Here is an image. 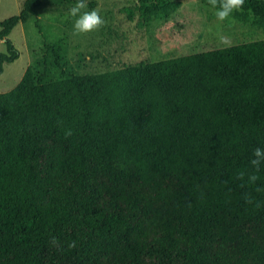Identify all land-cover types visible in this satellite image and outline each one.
Segmentation results:
<instances>
[{"label": "trees", "instance_id": "1", "mask_svg": "<svg viewBox=\"0 0 264 264\" xmlns=\"http://www.w3.org/2000/svg\"><path fill=\"white\" fill-rule=\"evenodd\" d=\"M41 4L0 20V75ZM232 14L264 34V0ZM46 49L0 92V264H264V41L82 74Z\"/></svg>", "mask_w": 264, "mask_h": 264}, {"label": "rangeland", "instance_id": "2", "mask_svg": "<svg viewBox=\"0 0 264 264\" xmlns=\"http://www.w3.org/2000/svg\"><path fill=\"white\" fill-rule=\"evenodd\" d=\"M173 1L178 7L167 17L146 19L137 11L139 0H87L85 10L98 9L105 23L99 30L75 33V18L68 11L76 0H42L37 15L18 23L8 35L19 56L4 64L0 92L15 87L25 69L48 53L46 44L61 45L67 67L82 74L224 47L219 35L229 37L230 45L264 41L261 28L251 18L243 22L231 14L220 22L216 10L201 0ZM23 2L0 0V20L17 14ZM126 8L133 9L132 18L127 17ZM0 52H5L3 40Z\"/></svg>", "mask_w": 264, "mask_h": 264}, {"label": "clouds", "instance_id": "3", "mask_svg": "<svg viewBox=\"0 0 264 264\" xmlns=\"http://www.w3.org/2000/svg\"><path fill=\"white\" fill-rule=\"evenodd\" d=\"M208 4L216 9V19L223 22L228 19L234 11H239L243 8L244 0H208ZM85 9H87V0H76V3L69 8L68 14L75 18L73 24L75 33L96 31L103 27L105 23L98 9ZM219 41L225 46H230L231 44L230 38L225 35H219ZM252 156L253 158L250 163L258 171L260 164L264 162V149L259 147L255 148L252 152ZM239 175L241 178L243 177V173ZM248 179L249 183H255L258 177L256 175H250ZM259 190L260 189H257V191ZM51 242L53 245L57 244L55 238H53ZM70 247H75V243L73 242Z\"/></svg>", "mask_w": 264, "mask_h": 264}]
</instances>
